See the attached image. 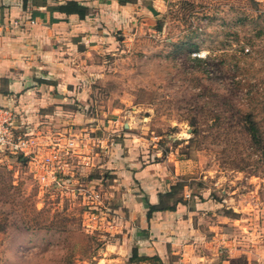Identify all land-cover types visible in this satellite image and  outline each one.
Segmentation results:
<instances>
[{
	"label": "rangeland",
	"instance_id": "374dc122",
	"mask_svg": "<svg viewBox=\"0 0 264 264\" xmlns=\"http://www.w3.org/2000/svg\"><path fill=\"white\" fill-rule=\"evenodd\" d=\"M136 3L112 23L100 18L72 54L83 119L43 132L83 139L75 175L62 178L101 203L42 189L27 164L0 153V264H96L130 217L124 201L147 197L145 181L158 194L177 185L173 201L195 206L220 250L264 234V0ZM125 159L134 173L152 165L129 191L112 166L128 171Z\"/></svg>",
	"mask_w": 264,
	"mask_h": 264
},
{
	"label": "crops",
	"instance_id": "0c3cea01",
	"mask_svg": "<svg viewBox=\"0 0 264 264\" xmlns=\"http://www.w3.org/2000/svg\"><path fill=\"white\" fill-rule=\"evenodd\" d=\"M135 4L118 0H0V22L4 24L0 31V104L15 109L20 124L40 131L56 122L77 124L84 115L75 113L73 107V97L81 93L70 86L79 77L72 68V54L95 38L100 18L112 23L121 16L122 8ZM77 5L88 7L84 16L63 8ZM125 160L128 171L112 166L120 178L125 176L122 180L129 191L130 177L146 179L152 165L145 167L144 173H134L131 170L138 168L130 170V160ZM100 163L103 167L111 162L102 156ZM142 188L146 198L156 204L159 190L149 181L143 182ZM124 203L130 217L118 218L121 235L108 244L96 264H264V234L252 248L223 251L216 244L217 237L207 235L202 221H197L194 205L180 203L176 210L156 211L148 218L144 200Z\"/></svg>",
	"mask_w": 264,
	"mask_h": 264
},
{
	"label": "built area",
	"instance_id": "2783aa9c",
	"mask_svg": "<svg viewBox=\"0 0 264 264\" xmlns=\"http://www.w3.org/2000/svg\"><path fill=\"white\" fill-rule=\"evenodd\" d=\"M3 28L4 24L0 22V31ZM18 116V112L11 106L0 104V153L27 164L31 168L34 179L41 184L42 189L49 185H54L62 191H65L64 188H68L67 193L78 192L83 194L84 200L90 198L92 202L98 201V203H101L99 195L95 196L97 198L91 196L96 191L93 187L86 190L79 184L72 187L68 185V180L64 181L62 178L63 176L70 177L72 174L75 175L72 171L75 168L73 167L74 161L72 159L74 156L82 155V153L77 155L78 153H75L77 149H74V147H78L80 143H83V139L73 136L69 128H65V132L58 131L54 134L45 135L44 131H40L38 128L20 124ZM85 133L87 137L86 129ZM98 141L101 142V140ZM103 142L104 139L102 140ZM87 150L85 148L83 151L87 152ZM89 163L85 165H89ZM79 165H82V163L79 162ZM83 191L91 193L86 195Z\"/></svg>",
	"mask_w": 264,
	"mask_h": 264
},
{
	"label": "trees",
	"instance_id": "16d2710c",
	"mask_svg": "<svg viewBox=\"0 0 264 264\" xmlns=\"http://www.w3.org/2000/svg\"><path fill=\"white\" fill-rule=\"evenodd\" d=\"M120 4H127V3H136L138 0H118ZM64 10L68 13H73V12H79L81 16H84L86 12L88 11L86 6L83 5H77V6H65L63 7ZM247 123L257 131L256 127V121L254 120L252 114L248 115ZM59 122V121H58ZM61 124V122H59ZM63 124V123H62ZM69 124V123H68ZM177 190V185H173L170 187V190L167 191L166 193L160 192L158 194L159 200L156 204H153L150 202L148 198L144 199V204L148 208V218H151L156 211H164V210H176L178 204L182 203L180 199H176L173 201L175 193ZM172 200V201H171ZM185 204V203H183ZM135 258V257H134ZM148 258H153V257H148ZM133 259V256L131 257Z\"/></svg>",
	"mask_w": 264,
	"mask_h": 264
}]
</instances>
